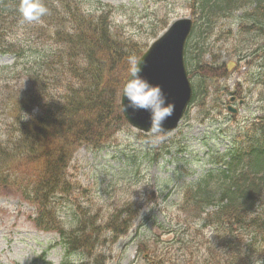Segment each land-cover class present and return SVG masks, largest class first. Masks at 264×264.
Listing matches in <instances>:
<instances>
[{
    "label": "trees",
    "instance_id": "obj_1",
    "mask_svg": "<svg viewBox=\"0 0 264 264\" xmlns=\"http://www.w3.org/2000/svg\"><path fill=\"white\" fill-rule=\"evenodd\" d=\"M144 1L154 3L155 10L144 16L154 20L148 24L149 35L134 40L125 30L129 23L123 25L115 19L128 12L106 4L42 0L49 13L39 23H28L18 10L21 0H0V55L14 56L11 66L0 67V108L16 109L12 122L6 115L0 129V184L9 182L16 187L17 182L25 183L18 187L20 197L35 206L36 228L56 230L67 251L86 260L79 264H105L104 232L110 233L111 241L124 235L139 209L135 202H127L103 214L100 205L82 206L75 193L84 197L89 191L73 185L67 169L77 148L84 145L98 150L112 142L117 129L125 127L119 96L129 76V61L137 60L169 21L162 0ZM189 3L194 30L187 44L186 64L192 76L198 77L193 102L203 103L214 80L228 74L227 64L203 63L207 40L220 21L243 11L236 46L248 36L264 42V0ZM223 37L225 33H218L216 42ZM236 56L244 59L241 53ZM220 93L215 87L218 109ZM232 147L216 159V173H209L183 193L180 208L196 218L214 208L206 215V223L216 236L204 242V254L197 264H251L254 254L264 260V110L234 138ZM18 165L32 170L25 176ZM63 212L72 216L70 223L62 222L64 226L58 220ZM197 252L191 255L197 256ZM167 255H161V263L156 258V264H175L165 261Z\"/></svg>",
    "mask_w": 264,
    "mask_h": 264
},
{
    "label": "rangeland",
    "instance_id": "obj_2",
    "mask_svg": "<svg viewBox=\"0 0 264 264\" xmlns=\"http://www.w3.org/2000/svg\"><path fill=\"white\" fill-rule=\"evenodd\" d=\"M90 1L128 12V15L120 13L115 19L123 25L129 23L125 30L134 40L144 39L149 35L148 24L154 19L147 20L144 16L155 10L151 2ZM190 1L162 0L161 5L165 3V11L169 13L168 23L179 18H193L187 8ZM240 16L241 13H236L233 17L220 21L215 33L208 39L212 45L206 44L208 50L203 58L206 65L220 66L228 62L229 73L214 80V86L208 89L209 99L203 103L195 102L174 132L166 137L147 135L139 139L137 131L125 128L124 132L115 134L113 146L103 149L102 145V150L98 152L80 148L74 153L68 176L73 185L89 191L86 195L83 194L84 197L79 192L75 193L82 206L100 205L104 214L107 208L114 210L127 199H135L141 205L128 234L117 239L108 249L109 252L104 254L106 264H156V258L161 263L160 257L165 253H168L165 261L175 264L200 262L203 252L201 244L211 238L214 232L206 227L201 234L203 239L198 237L191 242V239H195L192 232L196 229L184 231L182 223L190 222L193 227H202V222L180 208L182 193L187 188H192L206 174L211 168L209 160L214 161L215 157L227 151L231 147L232 137L241 130L242 125L246 121L252 122L264 108V42L262 38L248 36L245 38L246 42L236 46L239 42L236 34ZM228 31L236 36L229 37L226 34ZM220 32L225 33V37L221 42L215 43L212 40ZM22 37L23 35L21 39ZM153 41L149 40L148 46ZM234 47H239L237 53L234 52ZM239 53L246 60L238 62L236 55ZM13 62V56H0V67H9ZM192 72L190 79L196 89L199 86L198 77L192 76ZM257 81H261L262 85L256 84ZM11 86L10 91L13 90ZM215 87L232 91L238 89L242 94L245 102L238 108L235 118L226 111L227 97L223 98L221 114L210 109L216 107ZM260 98L263 99L262 103L257 102ZM15 112L16 109L12 112L8 108H0V129L7 120L6 115L10 116L12 122ZM145 143H149V146ZM14 163L12 161L11 165ZM18 166V171L25 176L32 170L30 167ZM24 184L17 182L16 187L9 182L5 186L0 184V264H33V260L43 252H46L45 262L61 264L66 259V253L58 244L57 233L38 231L28 220L34 216L35 211L20 197L18 187ZM213 210L210 207L207 212ZM68 215L70 213L65 212L58 215L62 226L65 225L62 222L72 221ZM106 235L108 234H104L103 238ZM179 237L184 238L183 243L177 242ZM145 248L147 253H141ZM199 250L201 252L190 259L191 253Z\"/></svg>",
    "mask_w": 264,
    "mask_h": 264
},
{
    "label": "water",
    "instance_id": "obj_3",
    "mask_svg": "<svg viewBox=\"0 0 264 264\" xmlns=\"http://www.w3.org/2000/svg\"><path fill=\"white\" fill-rule=\"evenodd\" d=\"M192 27L193 23L188 18L174 21L138 59V62L143 63L141 74L151 84L159 85L167 98V103L174 105L173 115L164 122V129L160 131L163 134L176 128L191 101L192 88L187 77L184 50ZM233 101L234 98H231L230 102ZM126 103L121 92V110L124 118L132 127L143 132L156 131L150 125L148 113L143 111L134 114L131 111L125 112L124 105ZM241 103L242 101L239 102V104Z\"/></svg>",
    "mask_w": 264,
    "mask_h": 264
},
{
    "label": "clouds",
    "instance_id": "obj_4",
    "mask_svg": "<svg viewBox=\"0 0 264 264\" xmlns=\"http://www.w3.org/2000/svg\"><path fill=\"white\" fill-rule=\"evenodd\" d=\"M19 12L22 20L28 23L41 22V18L49 13V9L42 0H21ZM129 77L123 85V97L127 101L124 111L136 113L143 111L148 113L150 125L156 131H163L164 122L173 115L174 105L167 103L159 85L151 84L141 73L142 62L136 59L129 61ZM251 264H264V260L257 255L251 257Z\"/></svg>",
    "mask_w": 264,
    "mask_h": 264
}]
</instances>
